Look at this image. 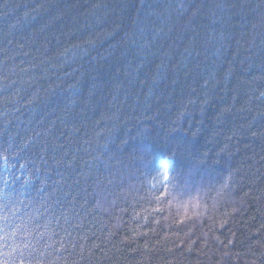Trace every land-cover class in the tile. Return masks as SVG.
Returning a JSON list of instances; mask_svg holds the SVG:
<instances>
[{
	"label": "trees",
	"instance_id": "trees-1",
	"mask_svg": "<svg viewBox=\"0 0 264 264\" xmlns=\"http://www.w3.org/2000/svg\"><path fill=\"white\" fill-rule=\"evenodd\" d=\"M261 93L264 0H0V264H264Z\"/></svg>",
	"mask_w": 264,
	"mask_h": 264
},
{
	"label": "snow or ice",
	"instance_id": "snow-or-ice-1",
	"mask_svg": "<svg viewBox=\"0 0 264 264\" xmlns=\"http://www.w3.org/2000/svg\"><path fill=\"white\" fill-rule=\"evenodd\" d=\"M261 96H264V93H261ZM0 232L4 233L2 236H0V242L3 243L4 247H9V243H8L9 236L15 237L16 230H13L11 233H8L7 231H5V229H0ZM28 247L29 245L27 243H24L22 246H17V248L14 249L15 251L19 253V256L17 257L18 264H33V261H35V264H42L43 255L37 258V257H33L32 253L30 252L28 257L24 256L23 250L27 249ZM4 264H7V261H5Z\"/></svg>",
	"mask_w": 264,
	"mask_h": 264
}]
</instances>
